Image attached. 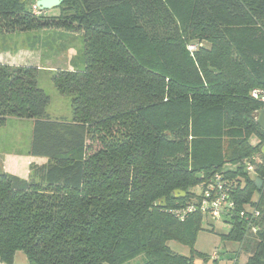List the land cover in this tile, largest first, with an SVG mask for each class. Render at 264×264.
<instances>
[{"label":"trees","instance_id":"1","mask_svg":"<svg viewBox=\"0 0 264 264\" xmlns=\"http://www.w3.org/2000/svg\"><path fill=\"white\" fill-rule=\"evenodd\" d=\"M36 1L0 0L1 31L80 34L83 66L52 77L72 95L67 120L47 112L38 66L0 62V127L32 120L29 153L48 158L29 178L0 173V261L16 264L21 252L27 264L141 255L142 264H199L203 216L180 221L170 209L222 173L237 210L261 212L257 232L234 216L223 239L248 255L245 264H264V129L250 96L264 87V0H64L55 16L34 14Z\"/></svg>","mask_w":264,"mask_h":264},{"label":"rangeland","instance_id":"2","mask_svg":"<svg viewBox=\"0 0 264 264\" xmlns=\"http://www.w3.org/2000/svg\"><path fill=\"white\" fill-rule=\"evenodd\" d=\"M44 12L46 16H55L59 14V9L52 8L44 10ZM1 26L2 23L0 24V61L6 62L3 59L5 56H24L25 61L22 63H31L30 65L38 66L40 68L38 86L51 96V103L47 107V112L54 119L71 120L73 117L72 95L59 93L52 81V77L57 69L71 68L70 66L73 65L78 67L83 66L84 39L82 35L64 34V31L53 30V28L44 29L45 27L27 31H21L19 28H16L14 31L3 32L1 31ZM31 42H34L35 48L30 49L29 45ZM32 129L33 124L30 119L16 117L8 118L6 124L0 127V164L6 155L8 159H13L16 155H19L17 161L22 162L19 167L15 168L14 159L12 164L15 167L11 168V165H9L5 169L1 168L0 173L15 174L22 178L27 177V170L25 168V163L27 162L24 160V157H32L29 153ZM41 159L45 163L48 161L47 157H42ZM194 194V201H197L198 197L202 194L200 187L195 190ZM230 230L231 224L225 217L219 220L203 218L202 228L198 231L195 241V260L199 264H212L211 261L205 262L198 255V252L213 260L212 254L215 251H220L224 256L228 258L235 257L240 261V264H245L248 255L242 252L237 254L235 250H238V245L228 243L223 239L222 234H227ZM170 246L181 254H191L188 246L178 242L172 241ZM144 260L145 255H141L127 264H142ZM220 263L224 264L226 260Z\"/></svg>","mask_w":264,"mask_h":264},{"label":"built area","instance_id":"3","mask_svg":"<svg viewBox=\"0 0 264 264\" xmlns=\"http://www.w3.org/2000/svg\"><path fill=\"white\" fill-rule=\"evenodd\" d=\"M32 10L36 15L42 13V10L36 3L32 5ZM196 48L197 45L195 44L189 46V50L191 51L196 50ZM250 96L260 104V108H264V87H254L250 91ZM247 169L253 171L254 166L249 164ZM200 189L202 194L198 197L197 201H194L193 198L185 205L170 209L171 213L178 220L185 221L193 214H201L203 218L208 220H219L222 217L231 220L236 216L243 221L246 228L253 232H257L260 228L259 224H257V219L261 216L260 209L256 206H250L240 211L237 210L232 182L224 174H214L208 181L200 185ZM211 225L213 226V224ZM212 258L220 262H224L225 260L226 262H236L238 260L235 257L227 258L220 251H215L212 254Z\"/></svg>","mask_w":264,"mask_h":264},{"label":"crops","instance_id":"4","mask_svg":"<svg viewBox=\"0 0 264 264\" xmlns=\"http://www.w3.org/2000/svg\"><path fill=\"white\" fill-rule=\"evenodd\" d=\"M30 57V56H29ZM3 59L6 61V62H3L2 63H8V64H14V65H30L31 63H22L23 61H25L24 59V56H12V57H3ZM1 62V61H0ZM32 121V120H31ZM33 124V122H32ZM42 157H37V156H32L30 158H26L24 157V160H26L27 163H25V168L27 170V177L25 178H29L30 174H31V166L34 165V164H43L45 163L44 160L41 159ZM15 159V164H16V167L12 164L13 161ZM19 159V155H16L13 159H8L7 155L5 158H3L1 164H0V169L3 168L5 169L6 167H8L9 165H11V168L15 167H19L21 165L22 162H18L17 160ZM7 164V166H6ZM1 171V170H0ZM15 263L16 264H27L28 263V259L27 257L19 252L16 254V257H15ZM0 264H7L5 262H2L0 261Z\"/></svg>","mask_w":264,"mask_h":264},{"label":"water","instance_id":"5","mask_svg":"<svg viewBox=\"0 0 264 264\" xmlns=\"http://www.w3.org/2000/svg\"><path fill=\"white\" fill-rule=\"evenodd\" d=\"M63 1L64 0H37L36 4L42 11H44L59 7L63 3ZM256 121L264 129V108H260L258 110ZM257 184H258L257 187L260 189L262 186V180L257 179ZM174 194L176 198H181L186 196V192L181 189H176L174 191ZM161 202H162L161 206L166 207L167 203L165 197L161 199Z\"/></svg>","mask_w":264,"mask_h":264}]
</instances>
